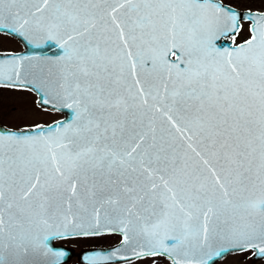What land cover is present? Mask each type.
Listing matches in <instances>:
<instances>
[{
    "label": "snow or ice",
    "instance_id": "1",
    "mask_svg": "<svg viewBox=\"0 0 264 264\" xmlns=\"http://www.w3.org/2000/svg\"><path fill=\"white\" fill-rule=\"evenodd\" d=\"M5 14L63 50L55 94L75 122L0 131V264L36 248L60 264L49 241L104 231L129 260L214 264L225 244L264 256V14L215 0H0V28ZM246 18L248 40L217 45ZM27 59L0 64V86H23Z\"/></svg>",
    "mask_w": 264,
    "mask_h": 264
},
{
    "label": "water",
    "instance_id": "2",
    "mask_svg": "<svg viewBox=\"0 0 264 264\" xmlns=\"http://www.w3.org/2000/svg\"><path fill=\"white\" fill-rule=\"evenodd\" d=\"M215 2L225 8H230L241 17H251L256 14H264V9H238L235 6L222 2L221 0H215ZM241 20L249 21L248 37L243 41L233 43L232 41L234 33H230V37H221L219 40H217V45L223 47H228L229 45H231L232 47H235L237 45L243 44L250 38V26L252 24V20L250 18ZM3 22L5 24V27L0 28V31L17 37L23 46V50L18 52L0 51V64L11 65L16 58L27 57L28 59L24 61L26 68L22 73V75L26 77V79L24 85L21 87L29 88L34 91L36 104L58 111L62 113V116L47 123L18 128L10 127L0 122V131H24L28 132L29 134H35V132L32 130L39 128L47 133L50 128H56L61 123H67L70 120L75 122L74 109L68 108L65 105L64 101L55 94L58 91L57 83L59 80L60 68L63 63V61L60 59L61 57H63V50L59 47V44L54 40L50 41L47 39H40L35 32H30L28 35H21L19 31H12V24L7 20V14H5V20ZM50 45L56 50L55 54H49L47 52V47H49ZM171 59L174 60L175 57H171ZM29 81H31V83H29ZM7 83L8 82L6 80L3 82V84L5 85H7ZM42 96L49 101L47 104L41 102ZM221 227H223V225H221ZM103 233L115 232L104 231ZM41 235H43V233H41ZM118 235V241L109 245H95L75 249L71 246L54 242V240L58 238L49 241V244L53 248L57 250H63L66 253L65 257L61 259L60 264L67 261L72 256L75 257L76 261L82 264H89V259L93 256L96 257V264L115 263L129 260L122 257H124L125 255H132L131 253H124L123 249L121 248V236L120 234ZM224 246L226 248H229L230 250L224 252L220 257H216L215 261L220 259L226 253L234 251L231 250L235 247L234 245L225 244ZM118 249H120L121 251L118 252ZM253 250V257L261 256L257 254V249ZM5 255L7 256V252H5ZM162 256L166 257L169 260L170 264H172V260L169 259L168 256ZM133 258L137 257L132 256L131 259ZM50 261L51 257L44 248H36L27 257H25V264H50Z\"/></svg>",
    "mask_w": 264,
    "mask_h": 264
},
{
    "label": "rangeland",
    "instance_id": "3",
    "mask_svg": "<svg viewBox=\"0 0 264 264\" xmlns=\"http://www.w3.org/2000/svg\"><path fill=\"white\" fill-rule=\"evenodd\" d=\"M229 4L238 7H247L257 10L264 9V0H222ZM244 28L238 37L247 34ZM10 41L0 39V48L12 47ZM59 113V112H58ZM57 112L47 109L44 106L35 104L33 95L19 89H7L0 87V122L10 127H28L36 124L47 123L50 120L59 116ZM119 235L115 233H103L98 235H73L54 240L56 243H62L72 248L78 249L80 247L95 246V245H109L118 241ZM226 257L218 264H247L242 261L237 253ZM61 264H82L76 261L75 257H70L67 261ZM103 264H170L169 260L162 255H146L139 258H133L126 261Z\"/></svg>",
    "mask_w": 264,
    "mask_h": 264
},
{
    "label": "flooded vegetation",
    "instance_id": "4",
    "mask_svg": "<svg viewBox=\"0 0 264 264\" xmlns=\"http://www.w3.org/2000/svg\"><path fill=\"white\" fill-rule=\"evenodd\" d=\"M222 2H224V1H222ZM225 3H227V2H225ZM227 4H229V3H227ZM230 5H232V4H230ZM232 6H234V5H232ZM235 7L238 8V9H253V8L238 7V6H235ZM248 25H249V21L248 20H240V28H239V31L237 33H234V36H233L234 39L232 41L233 43H238V42L243 41L244 39H246L248 37V35H249ZM244 28H246L248 33L245 36L238 37V34ZM228 37H230V36H228ZM0 39H3L5 42L6 41H10L13 44L12 47L0 48V51L18 52V51L23 50V46H22L20 40L17 37H15V36H12L10 34H7V33H4V32L0 31ZM33 40H34V38H33ZM50 41H49V43H50ZM47 49H48L47 52L49 54H55L56 53V50L51 45L49 47H47ZM0 87H5L7 89L13 88V87H9V86H7L5 84H4V86H0ZM13 89H19V90L26 91V92L30 93L31 95H33V101L35 100V94H34L33 90H31L29 88H25V87H15ZM35 104H36V101H35ZM46 108L50 109V110H53V109L48 108V107H46ZM53 111H55V110H53ZM55 112L58 113V111H55ZM58 114H59V116H57L56 118L62 116V113L59 112ZM56 118H54V119H56ZM54 119H52V120H54ZM52 120H50V121H52ZM253 251L254 250L252 248H250V249H248L246 251H238V250L230 251V252L226 253L224 256H222L220 259L216 260L214 262V264L221 263L224 259H226V257L233 255L232 253H237L240 256V258L242 259V261L246 262L247 264H264V256L253 257Z\"/></svg>",
    "mask_w": 264,
    "mask_h": 264
}]
</instances>
